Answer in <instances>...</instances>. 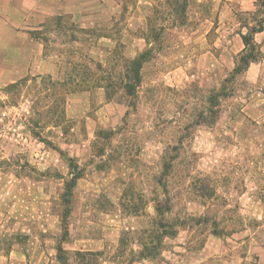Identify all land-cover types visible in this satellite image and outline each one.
I'll use <instances>...</instances> for the list:
<instances>
[{
    "label": "rangeland",
    "instance_id": "rangeland-1",
    "mask_svg": "<svg viewBox=\"0 0 264 264\" xmlns=\"http://www.w3.org/2000/svg\"><path fill=\"white\" fill-rule=\"evenodd\" d=\"M114 1L118 21L106 30L119 41L117 47L103 57L87 52L78 66L89 75L95 73L96 79L107 74L110 61L117 63L115 70L120 72V57L134 59L148 47L149 38L153 58L142 70L143 85L135 107H131V97L116 85L109 94L115 99L108 113L110 120L99 121L98 102H94L90 115L97 125L94 128L93 124L94 132L89 133L86 118L68 115L67 92L54 86L51 79L0 88V116L7 111L0 121L1 166L17 165L21 155L59 157L60 168L45 172L63 177L61 195L54 203L60 215L68 212L64 225H84L93 238L102 236L104 225L118 228L115 241L110 236L104 251L76 258L74 251L66 250L55 264H66L65 257L67 264H264L262 45L258 44L256 60L232 76L245 48L243 36L264 12L263 0H193L184 16L181 11L172 13L167 3L180 5L185 0ZM152 25L155 35H151ZM154 36L159 39L154 41ZM129 42L142 44L134 58L126 52ZM226 78L231 81L226 84L219 117L214 113L218 106L207 100ZM20 130L27 143H32L15 151L14 161H9V144L16 142L14 134ZM134 145L136 149L140 146L135 177L143 180L148 196L153 189L147 180L162 170L160 156L169 151L172 168L166 179L174 206L170 219L190 215L209 218L194 230L177 227L178 233L164 238L153 259L140 258L141 247L132 234L155 218V203L139 217H128L120 204L133 173L126 166L125 151L132 153ZM25 165L31 166L28 161ZM73 171L81 178L69 186L66 177ZM199 178L210 187L219 185L213 198L198 195L195 182ZM223 179L229 180L227 187ZM224 221L235 231L228 236L211 234L213 227ZM57 239H66L63 230ZM121 240L125 241L122 246Z\"/></svg>",
    "mask_w": 264,
    "mask_h": 264
},
{
    "label": "crops",
    "instance_id": "crops-1",
    "mask_svg": "<svg viewBox=\"0 0 264 264\" xmlns=\"http://www.w3.org/2000/svg\"><path fill=\"white\" fill-rule=\"evenodd\" d=\"M114 3V0H0V88L41 84L46 78L65 82L87 52H96L100 57L109 55L119 42L106 30L118 21ZM254 41L264 51V29L254 35ZM141 46L127 43L128 57L134 58ZM107 94L102 87L67 93L68 115L86 118L87 131L93 133L97 125L90 115L94 102H98L99 121L110 120L108 113L111 114L115 99L111 100ZM30 111L26 110L28 114ZM31 143L9 144L12 151L8 160L14 161L15 151H22ZM25 156H19L18 164L12 167H2L0 163V264H55L60 246L74 252L98 253L107 248L110 236L115 241L117 226L104 225L102 236L93 238L84 225H64L65 220L55 211L54 203L61 195L63 177L45 172L59 169L60 158ZM62 230L66 239L58 241Z\"/></svg>",
    "mask_w": 264,
    "mask_h": 264
},
{
    "label": "trees",
    "instance_id": "trees-1",
    "mask_svg": "<svg viewBox=\"0 0 264 264\" xmlns=\"http://www.w3.org/2000/svg\"><path fill=\"white\" fill-rule=\"evenodd\" d=\"M194 3L193 0H185L183 4H178L176 1L170 3L168 1L167 5L171 8V12L177 14L181 11V14L184 16V13L191 10L192 4ZM261 7L264 9V0L262 1ZM255 14V13H254ZM163 26V25H162ZM163 28V27H162ZM161 29V28H160ZM264 29V12L259 17L255 18V23L253 26L249 28V32L243 36V41L245 44V48L243 49L242 53L240 54L239 62L232 72V76L239 74L242 70L247 69L252 62L256 60V53L259 52L258 44L254 41V35L258 32H261ZM155 28L151 26V35H155ZM150 35V37H151ZM154 41L158 40V36H154ZM149 43L151 46V41L148 38V47L139 53L134 59H127L121 56V67L122 70L120 72H116L115 66L117 63L114 61L109 62V69L106 71L107 74L103 75L102 77L95 78V73L88 74V70L82 69L81 66H76L72 70V74L69 76L68 80L65 82H54V86H59L61 89L66 91L67 93L75 92L78 90H89L91 88L102 87L105 88L107 93L111 95V89L114 88L116 85H120L121 88L126 92V94L131 97L132 104L131 107H135L136 100L138 98V90L143 85V75L142 70L144 65L152 60L153 58V51L152 48L149 47ZM81 67V68H80ZM101 66H98L97 69H100ZM231 81V78H226L221 86V89L218 92H215L214 95L210 96L207 100V103L212 105L213 107L218 106L217 111L215 110L214 113L217 116H221L222 114V103L223 100L227 96L226 92V84ZM210 109H212L210 107ZM209 110V109H208ZM212 111V110H210ZM130 112H127V116H129ZM135 146V145H134ZM127 152V167L133 171L130 175V180L126 185V189L121 196V207L125 214L128 217H139L140 212L145 211L147 206L150 203H155V218H150L149 222L142 227L139 233L133 232V238L137 241L139 246L141 247L140 258L144 259H153L155 258V254L157 253L158 249L160 248L164 238L168 236H175L178 233L176 230L177 227L179 228H186L194 230L195 225L201 224L202 222H207L209 218L206 216H199L195 217L193 215L187 216L181 220H174L170 219L169 215L173 212V204L172 198L168 194V181L166 179L170 169L172 168V164L168 159L169 151L164 150L163 154L160 156V161L158 165L161 166L162 170L158 173H155L152 176L151 180H147L148 186L152 187L151 196H148L145 191L143 190V180L138 179L135 177V173L137 172V164L139 163L138 154L140 151V146L136 149H131L132 153ZM135 152V153H134ZM129 156V157H128ZM139 171V170H138ZM73 175L69 178L71 184L69 186L75 185L77 179L81 178V174H75V171L72 172ZM149 178V177H148ZM226 181L224 187H227L226 184L229 183L228 179H223ZM155 183V187L152 186V183ZM195 187L197 188L198 195L202 199H210L216 195V191L219 187L212 186L210 184H206L204 179L201 181L196 180ZM181 186V184H180ZM223 187V185H222ZM161 188V192L160 189ZM159 190V192H158ZM211 193V194H210ZM66 199H68L66 197ZM226 199V197H225ZM261 200H264V195L260 197ZM228 200V199H227ZM66 203H69V200H66ZM226 204V203H225ZM143 209V210H142ZM142 216H145L143 213ZM68 217V212L66 211L63 214V219L66 220ZM225 220V218H222ZM224 221L222 225H216L213 227L211 234L215 235H222L228 236L232 234L235 229H229V225ZM255 226V225H254ZM67 233V232H65ZM66 236V234H64ZM125 244L124 240H121V246ZM66 254V250H64L61 246L59 247V259L61 260L62 255ZM95 256L96 253H83V252H75L74 256L76 258H82ZM66 264L67 259L65 257Z\"/></svg>",
    "mask_w": 264,
    "mask_h": 264
},
{
    "label": "built area",
    "instance_id": "built-area-1",
    "mask_svg": "<svg viewBox=\"0 0 264 264\" xmlns=\"http://www.w3.org/2000/svg\"><path fill=\"white\" fill-rule=\"evenodd\" d=\"M6 114L3 113L2 116H0V121L2 120L3 121V118L5 117ZM11 130V129H10ZM13 131H16L14 129H12ZM2 132L0 131V135ZM13 136V135H12ZM14 136L16 137V142L18 144V142H23V143H27L28 139H27V136H25V134L20 130L18 132H16V134H14ZM13 136V137H14ZM40 157H42V159L45 157L44 154H42Z\"/></svg>",
    "mask_w": 264,
    "mask_h": 264
}]
</instances>
